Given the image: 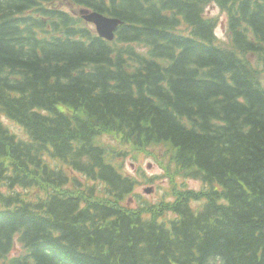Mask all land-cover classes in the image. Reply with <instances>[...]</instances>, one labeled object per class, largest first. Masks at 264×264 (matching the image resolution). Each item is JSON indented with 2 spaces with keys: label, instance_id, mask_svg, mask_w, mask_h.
Wrapping results in <instances>:
<instances>
[{
  "label": "trees",
  "instance_id": "trees-1",
  "mask_svg": "<svg viewBox=\"0 0 264 264\" xmlns=\"http://www.w3.org/2000/svg\"><path fill=\"white\" fill-rule=\"evenodd\" d=\"M63 3L121 19L116 39ZM262 76L264 0H0V264H264ZM102 135L209 189L131 206Z\"/></svg>",
  "mask_w": 264,
  "mask_h": 264
},
{
  "label": "rangeland",
  "instance_id": "rangeland-1",
  "mask_svg": "<svg viewBox=\"0 0 264 264\" xmlns=\"http://www.w3.org/2000/svg\"><path fill=\"white\" fill-rule=\"evenodd\" d=\"M67 9H69L71 12H75L77 10V13L79 12L80 8L74 5L66 6L64 3L61 4ZM78 8V9H77ZM206 14L208 16H214L218 17V26L215 29V33L218 38L222 40L223 44H227L229 41V38L226 37L225 31H226V14L221 11L217 5L210 4L206 9ZM79 16L75 17V21L78 23L80 19ZM85 28H89V30L92 33H95L93 29V24H90L88 22H85L83 20L82 23H78ZM262 83L264 84V77L262 78ZM4 116V115H3ZM6 117V116H4ZM2 118V117H1ZM7 118V117H6ZM4 119V118H3ZM9 119V118H8ZM5 124L8 127L9 130H11L17 137H20L22 139H27L28 136L26 132L18 125L15 124L11 120H5ZM101 143H104L105 145H108L109 147H115L116 149H124V150H130L129 146L123 147V145H120L116 140L113 139V137L104 136L100 140ZM157 147V146H156ZM146 152H134L135 155L128 152L127 154L122 156V172L128 175H131L136 179V192L137 194H140L142 198H144L147 201L155 202L160 199H163L164 195L169 190V183L167 180L163 177L154 178L156 174H161V168H160V157H159V151L155 147H150L149 145L145 147ZM166 161V159H164ZM153 181V182H152ZM187 185L189 188H199L200 182L197 180H186ZM152 186L153 190L150 191V193H145L143 191V188L145 186ZM167 199V197H166ZM18 251V246L15 247L13 253H16Z\"/></svg>",
  "mask_w": 264,
  "mask_h": 264
},
{
  "label": "water",
  "instance_id": "water-1",
  "mask_svg": "<svg viewBox=\"0 0 264 264\" xmlns=\"http://www.w3.org/2000/svg\"><path fill=\"white\" fill-rule=\"evenodd\" d=\"M87 20L93 21L94 23H96L98 31L100 33V35L105 36L107 38H111L112 37V30L115 26V21L113 19H107L104 17L99 16L96 13H89L87 12V16L86 18Z\"/></svg>",
  "mask_w": 264,
  "mask_h": 264
},
{
  "label": "bare ground",
  "instance_id": "bare-ground-1",
  "mask_svg": "<svg viewBox=\"0 0 264 264\" xmlns=\"http://www.w3.org/2000/svg\"><path fill=\"white\" fill-rule=\"evenodd\" d=\"M122 1V0H121ZM143 24V23H142ZM64 45V44H63ZM58 53V52H57ZM45 60V59H44ZM7 88V87H6ZM49 130V129H48ZM54 134V133H53ZM104 179V178H103ZM113 214V213H112ZM114 215V214H113ZM173 224V223H172ZM96 243V242H95Z\"/></svg>",
  "mask_w": 264,
  "mask_h": 264
}]
</instances>
